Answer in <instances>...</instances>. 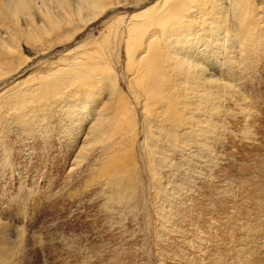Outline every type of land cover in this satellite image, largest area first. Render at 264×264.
I'll return each instance as SVG.
<instances>
[{"label": "bare ground", "instance_id": "bare-ground-1", "mask_svg": "<svg viewBox=\"0 0 264 264\" xmlns=\"http://www.w3.org/2000/svg\"><path fill=\"white\" fill-rule=\"evenodd\" d=\"M54 1L60 8L56 14L46 6L53 0H0V82L31 61L24 55V48L32 51L34 57L47 54L119 6H131L134 11L117 12L101 23L96 34H88L73 48L34 66L28 76L25 74L27 77L22 75L11 87L9 84L0 89V124L32 122L39 126L42 121L46 123L45 119L57 118L71 130L72 137L80 140L83 136L80 153L85 150V139L102 147L96 163L108 178L106 186L117 205L133 208L141 201L145 188L138 163L133 165L132 158L129 165L125 159L133 155L140 112L151 128L144 131L148 132V140L153 143L150 144L159 149L155 152L158 155L152 156L158 162L155 169L147 168L148 189L161 188L162 176L156 178L161 169L174 171L183 164L188 169L185 173L199 169L195 170L198 174L207 173L206 166L210 165L209 174L203 173L207 180L202 186L206 191L195 195L198 200L192 203L177 232L183 234L184 243L188 232L195 233V242L209 233H213L212 238H206L205 249L203 243L195 247L189 244V248L184 244L180 255L171 258L169 255L175 253L173 244L167 250V263L191 264L187 257L199 250L195 264H231L229 257L243 252L233 249L238 247V232L247 235L257 227L255 220L264 218V128L252 106H218L221 100H233L232 82L242 74L225 77L223 82L222 77H215L214 64L232 60L237 54L242 59L237 62L234 57L232 68L242 67L241 61L249 65L259 56L263 60L264 42L260 43L264 40V24L260 25L252 0ZM234 47L237 52H232ZM248 67L255 74L259 70L262 78L264 63ZM222 68L219 66L218 70ZM48 127L45 124L41 128L45 136L51 135ZM242 148L246 150L242 152ZM223 151L228 159L221 158ZM173 156L180 159L173 162ZM220 158L232 159L229 164L223 161L229 167L225 169L223 164L222 172ZM227 181L229 187L224 193ZM176 183L169 191L170 197L187 190ZM183 195L188 193L182 191ZM173 201L168 199L166 210L163 206L157 210L159 219H169L174 212L172 206H181L185 198L178 205L175 203L179 199ZM262 229L257 227L258 234Z\"/></svg>", "mask_w": 264, "mask_h": 264}, {"label": "rangeland", "instance_id": "rangeland-1", "mask_svg": "<svg viewBox=\"0 0 264 264\" xmlns=\"http://www.w3.org/2000/svg\"><path fill=\"white\" fill-rule=\"evenodd\" d=\"M67 1L68 3L73 2V0ZM252 4L256 9L260 25L264 24V12H262L264 11V0H252ZM46 6L55 14L60 10L59 4L54 0L53 4L48 2ZM117 10L108 12L69 43L57 46L47 54L34 57L32 51L24 48V55L31 61L14 76L0 82V89L9 87V84L11 87V84L22 75L27 77V72L32 71L34 66L37 67L42 61H47L67 49L73 48L77 41L85 39L88 34H96L95 31L101 27L103 21L117 12L130 13L134 11L131 6L125 5L119 6ZM263 42L264 40L260 44ZM232 52H237L235 47ZM258 58H256L257 61L249 62V65L264 63V58L261 57L263 60ZM231 59L225 60L226 62L223 60L218 65L214 64L215 69L209 68L210 70L214 69L215 77L217 79L222 77L221 81L223 82H225L223 80L225 77L242 74L238 80L232 82L230 88L234 95L232 104L230 100L227 102L221 100L218 106L221 104L222 106L223 104L224 106H237V104L238 106H252V109L256 108L255 112L261 123L263 122V126H261L264 128V74L261 78L259 70L256 74L252 73L254 71L248 69V62L241 61L243 66L240 68L230 67L234 63L233 59L237 62L242 59L240 54L231 57ZM121 60L124 61L123 53ZM260 61L262 62L260 63ZM217 66L227 67V70H223V68L222 71L218 70ZM120 72L118 71L119 74ZM121 87L124 91L126 90L123 83ZM243 98L244 100H242ZM228 102L229 104H227ZM53 119L47 121L45 119L46 123L42 121L39 126L32 122L10 121L0 124V264H168L170 259H167V250H171L173 244L175 253L169 255L171 258L180 255L179 251L183 249L184 244L189 248V244H193L195 247L197 244L203 243L202 248L205 249V246L208 245L206 238L211 239L213 233H209L206 238L202 237L200 241L195 242L196 240H193L195 233L188 232V240L184 243L183 234H178L177 230L180 224L184 225L192 203L194 204L198 200L195 195H198L199 191H206V187L202 186L204 179L207 180L206 176L203 177V173L209 174L210 165L206 166L208 167L207 173L199 171L198 174L195 170L199 169L190 170L192 174L189 173L190 171L185 173L188 169L180 164L182 162L179 163L181 166L174 168V171L170 168H167L168 170L161 169V174L156 176L157 179L162 176L161 188L154 191L148 189L150 178L147 168L155 169V164L158 162L156 157L152 156H155V152H158L159 149L155 150L151 145L153 143L149 142V136L146 135L148 132L144 131L151 128L146 117L144 118V115L138 112L136 140L132 147L134 156H126L125 163L130 165L132 158L133 165L138 163L137 168L140 169V172L142 171L141 181L145 191L142 193L141 201L134 205L135 207L127 206L123 209L115 203L111 189L106 186L108 178L104 177L105 174L102 173L100 164L96 163L101 158L102 147L93 146L88 139H85L87 142L85 150L80 153L79 147L84 139L83 136L80 140L77 139L78 136L72 137L68 127L64 126L57 118ZM45 124L49 126L47 128L51 134L49 136H45V132L41 129ZM72 127L81 131V128L78 129L75 125ZM225 141L226 139L223 145H226ZM140 142L144 146H141ZM142 148L146 150H142ZM242 150L245 151L246 148L245 150L242 148ZM160 151H164V149ZM223 152L224 155H221V158L228 159L226 152ZM235 158L233 157L234 160L238 159ZM179 159L178 156H173L172 160L176 162ZM223 159L219 162L220 172H222L225 162L229 164L232 161L231 158ZM227 166L229 167L224 164L225 169ZM169 171L173 173L170 174ZM200 173L202 177L199 175ZM174 182H177L180 189L187 188L188 191L182 190L188 193L186 197L181 196L182 191L179 195L169 196L172 186L175 187ZM228 187L227 181L222 192H227ZM158 191L161 192L158 193ZM191 197H193L192 201L189 200ZM184 198L185 203H180ZM168 199H173V202H177L179 199L175 204L182 205L172 206L171 212L174 211L175 213H173L178 215L171 213L172 216L169 219L162 218L161 220L157 210L162 206L166 210ZM243 221L238 222V225ZM255 222L256 225L258 224L257 227L263 228L261 234H258L256 226L247 235L239 231L238 240L235 242L238 247L233 249H243V252L242 254L237 252L236 255L229 257L231 264H264V218L261 217ZM175 224L176 227H173ZM170 229L174 232H169ZM170 240L172 244H170ZM199 255V250H196L191 252L187 259L191 261V264H195L198 262ZM206 263L211 264V262H203V264Z\"/></svg>", "mask_w": 264, "mask_h": 264}]
</instances>
